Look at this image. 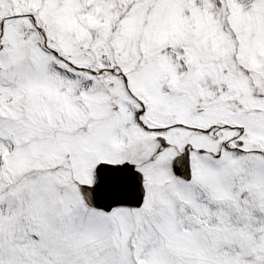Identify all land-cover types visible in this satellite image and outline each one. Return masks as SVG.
I'll use <instances>...</instances> for the list:
<instances>
[{"label":"snow or ice","instance_id":"6c2138e0","mask_svg":"<svg viewBox=\"0 0 264 264\" xmlns=\"http://www.w3.org/2000/svg\"><path fill=\"white\" fill-rule=\"evenodd\" d=\"M0 264H264V0H0Z\"/></svg>","mask_w":264,"mask_h":264}]
</instances>
